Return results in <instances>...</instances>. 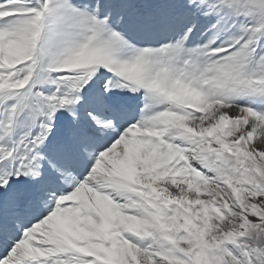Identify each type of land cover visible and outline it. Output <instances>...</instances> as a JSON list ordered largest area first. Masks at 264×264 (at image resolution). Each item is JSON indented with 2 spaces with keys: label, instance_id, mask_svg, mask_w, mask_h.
<instances>
[{
  "label": "snow or ice",
  "instance_id": "snow-or-ice-1",
  "mask_svg": "<svg viewBox=\"0 0 264 264\" xmlns=\"http://www.w3.org/2000/svg\"><path fill=\"white\" fill-rule=\"evenodd\" d=\"M0 264H264V0H0Z\"/></svg>",
  "mask_w": 264,
  "mask_h": 264
}]
</instances>
